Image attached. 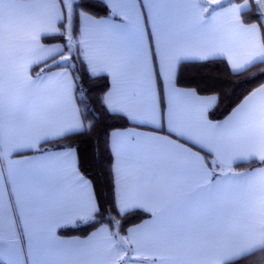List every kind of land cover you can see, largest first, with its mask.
<instances>
[{"label": "snow or ice", "instance_id": "snow-or-ice-1", "mask_svg": "<svg viewBox=\"0 0 264 264\" xmlns=\"http://www.w3.org/2000/svg\"><path fill=\"white\" fill-rule=\"evenodd\" d=\"M0 264H264V0H0Z\"/></svg>", "mask_w": 264, "mask_h": 264}, {"label": "trees", "instance_id": "trees-1", "mask_svg": "<svg viewBox=\"0 0 264 264\" xmlns=\"http://www.w3.org/2000/svg\"><path fill=\"white\" fill-rule=\"evenodd\" d=\"M210 74L212 83L218 90H222L231 96L236 91V84L239 83L234 77L230 76L229 68L224 63H218L207 69ZM228 103L231 102L229 99ZM142 217L140 215H132L125 222L126 227L134 226L139 223Z\"/></svg>", "mask_w": 264, "mask_h": 264}, {"label": "crops", "instance_id": "crops-1", "mask_svg": "<svg viewBox=\"0 0 264 264\" xmlns=\"http://www.w3.org/2000/svg\"><path fill=\"white\" fill-rule=\"evenodd\" d=\"M132 227V226H131Z\"/></svg>", "mask_w": 264, "mask_h": 264}]
</instances>
